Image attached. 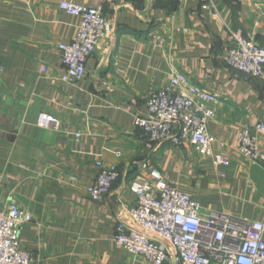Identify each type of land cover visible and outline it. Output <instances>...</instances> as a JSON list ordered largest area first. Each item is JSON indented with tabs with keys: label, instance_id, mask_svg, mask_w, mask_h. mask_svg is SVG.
Listing matches in <instances>:
<instances>
[{
	"label": "crops",
	"instance_id": "obj_1",
	"mask_svg": "<svg viewBox=\"0 0 264 264\" xmlns=\"http://www.w3.org/2000/svg\"><path fill=\"white\" fill-rule=\"evenodd\" d=\"M62 1L0 0V209L15 203L32 214L20 230L32 264H149L118 246L115 234L136 203L130 183L150 178L152 167L204 213L264 222V166L237 150L240 130L264 122V79L225 60L235 32L264 46V0H67L102 5L113 25L74 83L61 80L58 45L75 39L81 18ZM174 71L217 95L208 129L226 143L214 152L231 156L230 166L217 168L190 142L149 145L142 137L136 117ZM42 113L60 126L39 125ZM257 134L264 151V130ZM99 160L120 171L104 202L87 193ZM167 246L166 264H174Z\"/></svg>",
	"mask_w": 264,
	"mask_h": 264
},
{
	"label": "built area",
	"instance_id": "obj_2",
	"mask_svg": "<svg viewBox=\"0 0 264 264\" xmlns=\"http://www.w3.org/2000/svg\"><path fill=\"white\" fill-rule=\"evenodd\" d=\"M60 8L81 18L75 39L58 45L64 67L61 80L74 83L84 79L89 58L101 39L113 35V25L106 19L102 5L64 0ZM152 41L164 43L158 33L152 35ZM225 60L234 69L264 79V46L242 32L233 34ZM46 69L42 66V70ZM217 100L215 93L199 88L187 74L174 71L165 87L148 96L146 114L137 116L135 123L149 145L169 142L180 147L190 142L200 155L212 156L217 168L228 167L231 156L214 152L216 143L221 148L226 143L208 129L209 121L216 118ZM38 124L59 127L60 119L42 113ZM260 130H264V122L240 130L237 150L251 162L264 166V151L257 134ZM96 166L98 174L87 193L92 200L104 202L120 171L117 165L102 160ZM149 177L129 185L136 203L117 223L118 246L144 257L149 264H166L170 260L167 244L175 250L176 264H264L263 221L225 212L204 213L201 204L169 182L159 168L152 167ZM31 220L32 214L15 203L0 209V264H32V253L20 237L22 225Z\"/></svg>",
	"mask_w": 264,
	"mask_h": 264
},
{
	"label": "water",
	"instance_id": "obj_3",
	"mask_svg": "<svg viewBox=\"0 0 264 264\" xmlns=\"http://www.w3.org/2000/svg\"><path fill=\"white\" fill-rule=\"evenodd\" d=\"M101 40H102V39H101ZM101 40H100V42H101ZM100 42H99V43H100ZM174 264H176V262H175Z\"/></svg>",
	"mask_w": 264,
	"mask_h": 264
}]
</instances>
